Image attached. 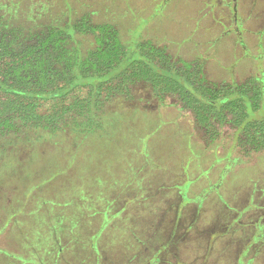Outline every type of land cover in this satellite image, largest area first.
Returning <instances> with one entry per match:
<instances>
[{"label":"rangeland","instance_id":"obj_1","mask_svg":"<svg viewBox=\"0 0 264 264\" xmlns=\"http://www.w3.org/2000/svg\"><path fill=\"white\" fill-rule=\"evenodd\" d=\"M1 2L13 11L16 26L77 24L84 18L94 25L111 24L132 48L151 42L177 60L198 62L217 92L250 80L264 86V0ZM76 34L84 52L94 47L92 34ZM127 92L133 104L120 94L96 112L100 129L71 130L0 150V231L13 215L21 230L34 232L33 223H44L36 221L43 213L70 218L65 214L73 212L91 229L85 239L95 245L115 220L111 198L117 195L129 205L127 198L135 192L139 207L150 197L161 204V212L169 208L159 216V230L141 236L155 240V255L162 254L158 264H264V147L249 152L239 144L235 126H221L218 120L210 125L217 133L210 141L211 133L177 95L166 94L159 103L144 83ZM254 122L264 123V99L258 110L249 106L245 111L244 128ZM94 217L102 218L97 227L89 222ZM70 222L75 228L77 222ZM128 234L116 228L109 247ZM0 255L24 263L9 250L0 249ZM124 262L141 264L137 254ZM154 263L152 258L147 264Z\"/></svg>","mask_w":264,"mask_h":264},{"label":"trees","instance_id":"obj_2","mask_svg":"<svg viewBox=\"0 0 264 264\" xmlns=\"http://www.w3.org/2000/svg\"><path fill=\"white\" fill-rule=\"evenodd\" d=\"M12 13L0 0L1 151L37 144L57 133L100 129L95 115L102 104L104 109L120 94L125 103L133 104L136 100L127 91L137 83L156 92L159 103H164L166 94L177 95L185 108L195 112L200 127L211 133L210 141L217 137L210 125L218 120L221 126H235L239 144L249 152L264 147V123L243 126L247 107L258 110L264 99L259 81L258 86L250 80L217 92L198 62L177 60L151 42L132 48L111 24L94 25L84 18L77 24L37 23L26 28L12 24ZM77 32L92 34L94 47L84 52L75 40ZM79 90L86 95L79 96ZM161 255L156 253L154 264Z\"/></svg>","mask_w":264,"mask_h":264},{"label":"crops","instance_id":"obj_3","mask_svg":"<svg viewBox=\"0 0 264 264\" xmlns=\"http://www.w3.org/2000/svg\"><path fill=\"white\" fill-rule=\"evenodd\" d=\"M155 195L157 194L155 193ZM129 196L127 198L131 200L129 205L121 203L120 200L117 201V195L111 198L110 202L115 209L112 215L116 214V217L115 220L111 221L109 229L103 233L98 244L93 245L91 239H85L90 234L91 229L89 230L87 225L83 226V219L78 217L77 220V216L73 212L65 214H71L70 218H65L59 214L43 213L36 221H44V223H33L32 226L38 229L34 232L32 229L21 230L20 223H15V221L18 222V217L13 215L12 222L7 223L0 231V249L21 255L24 263L11 260L15 264H127L124 260L130 259V257L135 258L136 254L141 264H147L150 259L154 258L155 240L146 237L141 241L140 231H145L144 237L148 234L147 230H159V216L169 213V208L167 211L161 212L157 208L161 204L157 205L156 198L148 201L141 199L142 204L139 207L133 200L135 192H131ZM103 204L107 203L103 202ZM157 210L160 213H157ZM176 212L179 213L182 210ZM11 213L9 212V214ZM59 216L63 218L62 220L61 218L58 219L59 226H57L55 220ZM144 216H147L148 221L143 218ZM73 219L77 222L75 228L69 224L71 223L70 220ZM89 222L97 227L102 223V218L94 217L89 219ZM37 225H41V227ZM148 226L149 228H147ZM121 227L127 229L128 236L125 235L117 246L110 248V239L115 236L114 234L112 236L113 231ZM69 245H72V248L68 250ZM12 262L6 261L0 255V264H12Z\"/></svg>","mask_w":264,"mask_h":264},{"label":"flooded vegetation","instance_id":"obj_4","mask_svg":"<svg viewBox=\"0 0 264 264\" xmlns=\"http://www.w3.org/2000/svg\"><path fill=\"white\" fill-rule=\"evenodd\" d=\"M234 10H235V7H234ZM234 10H233V11H234Z\"/></svg>","mask_w":264,"mask_h":264}]
</instances>
